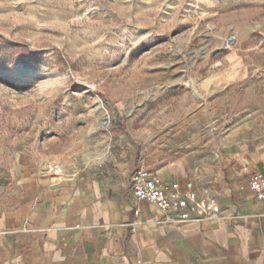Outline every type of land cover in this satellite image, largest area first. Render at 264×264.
Masks as SVG:
<instances>
[{
  "label": "rangeland",
  "instance_id": "374dc122",
  "mask_svg": "<svg viewBox=\"0 0 264 264\" xmlns=\"http://www.w3.org/2000/svg\"><path fill=\"white\" fill-rule=\"evenodd\" d=\"M240 123L264 135V0H0V166L67 175L124 132L180 157Z\"/></svg>",
  "mask_w": 264,
  "mask_h": 264
},
{
  "label": "crops",
  "instance_id": "0c3cea01",
  "mask_svg": "<svg viewBox=\"0 0 264 264\" xmlns=\"http://www.w3.org/2000/svg\"><path fill=\"white\" fill-rule=\"evenodd\" d=\"M246 77L235 61L211 83ZM127 135L109 161L67 175L53 158L25 153L0 166V264H264V202L249 183L264 172V135L240 123L173 158ZM140 167L165 182L192 180L220 210L167 221L145 202L136 214L130 182Z\"/></svg>",
  "mask_w": 264,
  "mask_h": 264
},
{
  "label": "built area",
  "instance_id": "2783aa9c",
  "mask_svg": "<svg viewBox=\"0 0 264 264\" xmlns=\"http://www.w3.org/2000/svg\"><path fill=\"white\" fill-rule=\"evenodd\" d=\"M249 183L257 200L264 202V172L252 173ZM130 191L138 204L136 214L147 202L159 208L167 221L184 220L194 213L200 218L214 217L220 210L217 201L197 192L192 180L165 182L156 172L143 167L132 173Z\"/></svg>",
  "mask_w": 264,
  "mask_h": 264
},
{
  "label": "trees",
  "instance_id": "16d2710c",
  "mask_svg": "<svg viewBox=\"0 0 264 264\" xmlns=\"http://www.w3.org/2000/svg\"><path fill=\"white\" fill-rule=\"evenodd\" d=\"M60 57H61L63 63L66 65V61L62 58V56H60Z\"/></svg>",
  "mask_w": 264,
  "mask_h": 264
},
{
  "label": "bare ground",
  "instance_id": "6f19581e",
  "mask_svg": "<svg viewBox=\"0 0 264 264\" xmlns=\"http://www.w3.org/2000/svg\"><path fill=\"white\" fill-rule=\"evenodd\" d=\"M232 43H233V41L230 42V44H232ZM230 44H229V45H230Z\"/></svg>",
  "mask_w": 264,
  "mask_h": 264
}]
</instances>
